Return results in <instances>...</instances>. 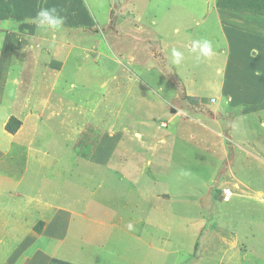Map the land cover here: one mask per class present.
Listing matches in <instances>:
<instances>
[{
    "label": "rangeland",
    "instance_id": "obj_1",
    "mask_svg": "<svg viewBox=\"0 0 264 264\" xmlns=\"http://www.w3.org/2000/svg\"><path fill=\"white\" fill-rule=\"evenodd\" d=\"M80 1L86 16L63 0H0L1 251L21 226L18 264H264V52L245 54L251 25L228 29V47L214 0ZM53 4L98 41L37 30ZM202 40L213 54L197 59Z\"/></svg>",
    "mask_w": 264,
    "mask_h": 264
},
{
    "label": "crops",
    "instance_id": "obj_2",
    "mask_svg": "<svg viewBox=\"0 0 264 264\" xmlns=\"http://www.w3.org/2000/svg\"><path fill=\"white\" fill-rule=\"evenodd\" d=\"M207 2H208V0H207ZM218 2H219V0H214V2L212 3L213 4L212 7H215V11L217 12V17H218L217 21H218V25H219V27L217 29V35H218V37L221 38L220 40L223 41V43L226 46L229 47L230 38L227 35V30L229 29V31L230 30L233 31V30H235L234 27L246 26L249 23V25H251V27L253 29L251 30L250 34H246L245 38H247L249 40V42L251 41V45L248 48V50H246L245 54L253 53V49H255V48L256 49L258 48L257 50H259V46H260V49H262L263 52H264V16L255 15V14H251V13H247V12H238L237 10L227 9V8H223V7L222 8H218L217 7V3ZM174 3H175L174 7L180 5V3L177 2V1H175ZM54 5L55 4L50 5V6H52V8H55ZM63 6H64L63 10L65 9L64 11H70L71 9H73V10L78 12L77 13L78 15L86 16V9H85L86 5L80 0H63ZM81 7H83V8H81ZM179 7L181 8V6H179ZM159 8H161V6L158 7V11L162 12V9H159ZM155 10H157V9H155ZM184 11H187V9L184 10ZM73 14H75V16H77L75 12ZM72 20H71L70 16L69 17H65V23L64 24H66V26H65L66 29L62 28V34L64 36H61V38H60L61 42L63 44H66V43L69 44V42H73V41L69 40L70 38L71 39H75V41H77V40H79V37L81 35H87L89 40H91L90 44H93L96 41H98V38L95 39V35H91L90 33L88 35L87 33H85V31H87V29L89 28V26H86L85 22L77 24V20H75V19L73 21ZM7 24H9V22H7ZM81 26H83V28H80ZM254 26H255V29H254ZM75 29H78V30H77L76 34H73L72 31L75 30ZM64 30H66V31L64 32ZM66 38H67V40H66ZM83 38H86V37H83ZM233 38H234V42L233 43H236L237 41H241L242 40L241 38H243V36H241L239 34H233ZM159 40L162 41L161 36H159ZM64 41H65V43H64ZM191 47H192V45H191ZM244 58H246V57H244ZM236 59H239V58H236ZM225 60H226V64L229 65L230 64V60H232V58H230V56H228V58L226 57ZM186 62H188V61H186ZM217 62H218V64H220L221 63V58ZM188 70H190V68ZM218 72H219L220 75L222 74L221 73L222 72L221 69H219ZM189 77H191V76H189ZM191 79H193V78L191 77ZM191 81L192 82H190V87L189 88H192L194 86L193 80H191ZM253 81H255V87H253L255 90L258 89V91H260L261 88L264 87V78H262V77H260V78L254 77ZM216 89H217V93H221L222 94L223 91H224V86H223L222 89L219 88V87H217ZM252 92H250V93H252ZM260 137L264 138V136H260ZM257 139L258 138H256L255 140H257ZM259 143H262V144H259ZM254 146H255L256 151L260 155H262V157L264 158V141H261V142L257 141V142L254 143ZM22 228L23 227H21V226L19 228H16V227L14 228V229L20 231L19 233H20L21 237L16 236V237L20 238V241L19 242L16 241V245L17 246L13 250V252L9 253V255H8L7 252H5V251L2 252L1 251L3 237L1 238V240H0V264H18V260H19V257L21 256V253L19 252V254H18L19 257L18 258H14V255L17 254L18 250L20 251L22 249L21 245H22V243L24 241H26L25 240V235H24L25 232H22ZM39 253L41 254V251L37 250L33 254V256H35V255L38 256Z\"/></svg>",
    "mask_w": 264,
    "mask_h": 264
},
{
    "label": "clouds",
    "instance_id": "obj_3",
    "mask_svg": "<svg viewBox=\"0 0 264 264\" xmlns=\"http://www.w3.org/2000/svg\"><path fill=\"white\" fill-rule=\"evenodd\" d=\"M33 23L39 31L60 30L65 20L64 17L57 14L55 8H40L36 13ZM191 50L198 53L197 59L210 57L213 54L212 44L208 40L194 41ZM171 57L172 63L176 65L181 64L184 59L183 53L176 49H172ZM256 75H259V73H256ZM131 227L129 225V228Z\"/></svg>",
    "mask_w": 264,
    "mask_h": 264
},
{
    "label": "trees",
    "instance_id": "obj_4",
    "mask_svg": "<svg viewBox=\"0 0 264 264\" xmlns=\"http://www.w3.org/2000/svg\"><path fill=\"white\" fill-rule=\"evenodd\" d=\"M220 1V0H219ZM224 3L222 4L223 8L232 9V10H240L242 12H247L255 15L264 16V0H223ZM18 121L15 117H12L6 129L13 133L16 129L14 128V123ZM198 245H196L194 257L197 256L198 253Z\"/></svg>",
    "mask_w": 264,
    "mask_h": 264
},
{
    "label": "built area",
    "instance_id": "obj_5",
    "mask_svg": "<svg viewBox=\"0 0 264 264\" xmlns=\"http://www.w3.org/2000/svg\"><path fill=\"white\" fill-rule=\"evenodd\" d=\"M227 189H224V191ZM225 198H229V196L226 195V191L224 192Z\"/></svg>",
    "mask_w": 264,
    "mask_h": 264
}]
</instances>
